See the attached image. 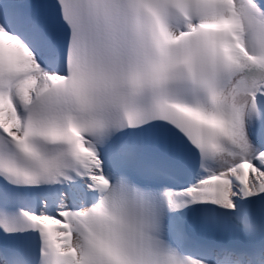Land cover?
Returning <instances> with one entry per match:
<instances>
[{"label": "snow or ice", "instance_id": "6c2138e0", "mask_svg": "<svg viewBox=\"0 0 264 264\" xmlns=\"http://www.w3.org/2000/svg\"><path fill=\"white\" fill-rule=\"evenodd\" d=\"M0 264H264V0H0Z\"/></svg>", "mask_w": 264, "mask_h": 264}]
</instances>
